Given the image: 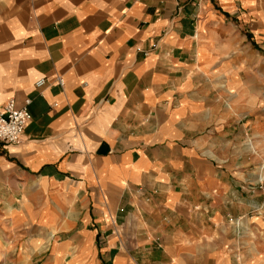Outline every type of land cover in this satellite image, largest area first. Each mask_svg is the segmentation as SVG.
<instances>
[{"label":"crops","instance_id":"1","mask_svg":"<svg viewBox=\"0 0 264 264\" xmlns=\"http://www.w3.org/2000/svg\"><path fill=\"white\" fill-rule=\"evenodd\" d=\"M262 72L264 0H0V264H264Z\"/></svg>","mask_w":264,"mask_h":264},{"label":"built area","instance_id":"2","mask_svg":"<svg viewBox=\"0 0 264 264\" xmlns=\"http://www.w3.org/2000/svg\"><path fill=\"white\" fill-rule=\"evenodd\" d=\"M58 85L62 87L64 81L61 76L56 77ZM45 79L41 78L36 81V87L44 85ZM31 99L27 98L24 105L17 107L15 100L9 98L0 108V141L4 143H18L28 121L31 118L29 104ZM264 180L259 177V181Z\"/></svg>","mask_w":264,"mask_h":264},{"label":"rangeland","instance_id":"3","mask_svg":"<svg viewBox=\"0 0 264 264\" xmlns=\"http://www.w3.org/2000/svg\"><path fill=\"white\" fill-rule=\"evenodd\" d=\"M260 97L264 104V72L261 74V83H260ZM244 148L247 152L245 154L246 158H250V160L256 165L257 169V180L255 183V187L262 193V205L264 203V180L259 181V177L264 178V133L260 132L251 133L247 131L244 134ZM254 212L259 213L260 208L255 207Z\"/></svg>","mask_w":264,"mask_h":264},{"label":"bare ground","instance_id":"4","mask_svg":"<svg viewBox=\"0 0 264 264\" xmlns=\"http://www.w3.org/2000/svg\"><path fill=\"white\" fill-rule=\"evenodd\" d=\"M261 179H263V178H261Z\"/></svg>","mask_w":264,"mask_h":264}]
</instances>
